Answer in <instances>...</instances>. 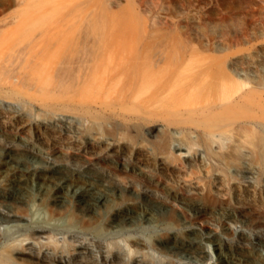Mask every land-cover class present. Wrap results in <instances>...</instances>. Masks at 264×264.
<instances>
[{
	"label": "rangeland",
	"instance_id": "1",
	"mask_svg": "<svg viewBox=\"0 0 264 264\" xmlns=\"http://www.w3.org/2000/svg\"><path fill=\"white\" fill-rule=\"evenodd\" d=\"M29 13L35 21L44 14L37 25L73 30L76 39L107 35L110 50L143 48L140 53L152 60L156 73L141 95H132L133 104L149 97L173 66L179 68L182 89L171 99L158 98L153 114L124 109L121 98L132 65L123 56L126 74L109 86L92 80L66 92L54 90L51 79L49 94L40 93L44 104L27 96L31 89L0 88V153L13 159L2 170L0 208L21 206L30 217L39 214L38 223L50 221L49 210L31 203L21 188L12 193L2 188L7 177L40 167L44 179L56 169L72 177L74 189L85 185L78 192L89 201L103 186L110 195L106 210L116 199L121 210L132 213L129 218L112 214L105 226L88 210L78 213V221L62 210L56 221L78 233L42 238L41 259L211 264L219 251L204 238L209 236L223 254L264 264V0H0V29L19 26ZM80 50L73 49L75 60L82 57ZM164 99L170 101L168 114ZM94 100H102V113ZM18 223L24 222L0 221V227L13 225L6 236L14 237ZM196 226L198 233L186 234ZM156 235L163 236L161 245ZM135 237L143 243L133 242ZM28 251L37 253L35 247ZM197 252L204 258H195Z\"/></svg>",
	"mask_w": 264,
	"mask_h": 264
},
{
	"label": "bare ground",
	"instance_id": "2",
	"mask_svg": "<svg viewBox=\"0 0 264 264\" xmlns=\"http://www.w3.org/2000/svg\"><path fill=\"white\" fill-rule=\"evenodd\" d=\"M50 13H53V11H51ZM45 14L47 16L51 15L48 13ZM43 15L44 14H42V17ZM18 16H20V13L18 14ZM55 16L57 15H54L53 17ZM35 17L36 16L33 13L26 14L24 19L20 20L21 22L19 23V26H14L11 28H9V26L6 29L5 27L3 30L0 29V88H8L12 91H18V93H22V91H20V89L24 90L22 88H28L29 90L31 89L33 92H31L27 96L32 100L38 102L39 104L40 101L42 104H44L45 98L40 99V93L49 94V86L52 84L51 79L52 82L54 81L52 84V86L54 85V90H65L66 92L70 91L76 86H80L79 84L81 82L86 83L83 86L87 87V82H92V80H99V82L104 87H107V85L109 86L111 81L118 79L119 76H121L123 73L126 74L127 69H124L125 65L121 61V56H123V58L125 57L126 59H128L132 65V70L129 73V78L127 79L128 82L125 85V90L121 98L122 106L124 107V109L134 111H141V109H143L153 114V107L158 98L160 99L161 97H167L168 95V98L171 99L173 93H177L176 91L180 86H178L177 82L181 74L179 73V68L177 66H173L172 68L167 70V72H165L166 74L163 80L159 83L156 90L153 91L149 97L140 99L137 104L131 103L132 95H141L139 93H143V90L147 85L149 76L156 73L155 64L152 62V60H150V58L146 56L145 53H140L143 48H141L137 52H134L135 48H132L131 46L129 48V46L119 45L116 48L117 50H114L115 48L113 50H110V47L112 45H108L111 43V41L107 38V35L103 36L102 39L99 36V38L97 37L95 39H91L90 36H82L76 39L73 30L65 31L63 29H58L59 27L55 28L52 26H39L37 25V22H40L42 17L40 19H36L37 22L35 21ZM34 22L36 23V25L34 24ZM104 37L108 39L107 43L104 40ZM79 46H81V50L79 53L80 56L82 55V57H77L78 59L75 60L76 54L73 49H76V47ZM112 51L116 52V54H114ZM181 72H183V70H181ZM184 80L185 79H183V81ZM225 81L227 83V80ZM224 88H227V86H223V90ZM87 89H89V87ZM181 90L182 89L179 88L180 93ZM191 90L193 89L191 88ZM101 91L102 89L100 90V92ZM222 92L225 93L224 91ZM223 93L222 95L224 96ZM17 95L18 94H16L15 96ZM249 95H252V93H246V96ZM4 96L8 97L7 94ZM107 96L108 95H106V97ZM246 96H244L245 98H243L246 99ZM222 98L224 99V97ZM55 100L59 101L60 99L57 100L56 98ZM94 101L98 102L100 108L99 112L102 113L103 110H105L102 100ZM164 101L166 100L164 99ZM165 103L166 104H164V110H166L165 113L168 114L169 110L167 109L170 106V101L167 100ZM234 104L235 103H230L229 106L232 105L231 108H234ZM150 129L152 128H149V130ZM3 156L4 161L0 164V178L4 179L5 175H3L4 171L2 170L8 168L11 165L10 163L13 159L9 154L3 155L2 153H0V158H2ZM39 170L40 167H27L24 171H21L18 174H13L12 177H7L5 182L6 185H4L2 188L3 190H9L10 188V192L13 188H21L26 192L29 198L31 197V203L37 202V204L44 205V207L49 210L51 219L50 221L46 222L41 220L45 223H38L37 220H39V214H34L32 217H30L26 210L24 211L21 206H17L16 210L0 208V221L15 220L24 222L16 224L18 225V228H16V231L14 233L16 235H14V237L6 236V233L12 230L11 227L13 225L11 227L6 226L3 229L1 225L0 236L3 234L5 235V237L3 240L0 237V264H14L15 260H23L28 264H72L71 262H67L66 260L62 261L58 257H54L52 260H47L45 258L41 259L40 256V240L42 238L52 237L53 234L58 233H70L71 236H75L78 233L75 231L72 225L66 226L64 223H58L56 221V215H58V213L62 210H64L65 213H68L67 215L72 216V218L76 221L81 219V217L78 216L79 212L88 210L93 214V216H98V218H96L98 219L97 223L105 226L111 225L112 214H116L117 217L118 215L125 216V218H129L132 216V213L129 210L120 209L121 203L116 199L114 200V204L112 206L110 205L109 210H106V208L109 206L107 203L110 199V195L105 191V187L103 186L101 188L99 187L101 193L99 195H96L95 199L89 201L86 198L83 199V195L78 192V190L84 188L85 185L79 186L77 189H74L71 182L72 177H69L63 173H60L56 169H53L50 172V175L44 179L38 173ZM0 186H2L1 183ZM35 191H38L39 193L44 191L45 195L40 196L39 193L35 194ZM20 199H22L19 200L22 203L24 201V198ZM67 201H69L68 204ZM145 213L147 216H152V214L147 210L145 211ZM95 231L96 230H94V233ZM198 231V226L185 229L186 234L198 233ZM21 235H24V237L19 238V236ZM204 238L215 242V245L217 246V249L215 250L219 251V254L216 257L214 256L215 259L212 260L211 264H219L220 262L222 264H234L237 261L240 263L243 262L242 264H251L250 260H246L243 257L235 256L234 254L233 256L223 254L220 251L221 246L218 244L219 242H217L215 239L210 238L209 236H205ZM134 239H136V241H133L135 243H143L141 238L135 237ZM9 240L17 241V245L7 243V241ZM154 241L157 244L161 245L163 243V236L156 235ZM30 247H35L37 249V253L34 254L28 251ZM238 250L240 252L242 251L241 248H238ZM202 253L207 254L206 251ZM202 253H194L195 258H197L198 260L203 259L204 257L202 256ZM255 264L261 263L256 262Z\"/></svg>",
	"mask_w": 264,
	"mask_h": 264
}]
</instances>
